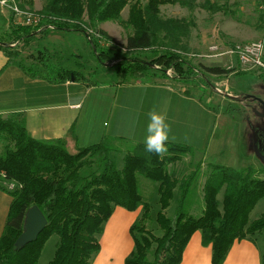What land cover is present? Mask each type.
Masks as SVG:
<instances>
[{"label": "trees", "instance_id": "16d2710c", "mask_svg": "<svg viewBox=\"0 0 264 264\" xmlns=\"http://www.w3.org/2000/svg\"><path fill=\"white\" fill-rule=\"evenodd\" d=\"M9 1L41 18L39 25H15V14L10 11L12 39L0 40V50L9 66L21 65V54L14 46L17 43L29 45L37 34L47 35L53 30L83 32L99 62L112 64L119 83L124 84L151 81L158 73L169 78L170 69L178 79L198 77L197 67L189 62L194 54L191 40L197 24L194 19L163 17V6L178 4L191 11L201 8L213 14L223 10L221 4L209 0H45L40 11H34L35 0ZM126 8L129 15L124 20ZM258 8H264V0H259ZM109 21L132 30L125 44L102 28ZM41 58L37 60L43 74L35 75L23 68L31 77L54 84L74 80L98 85L76 71L51 69L50 60L40 61ZM203 68L215 76L230 73L221 67ZM72 136L76 139L74 130ZM125 142L128 141L104 137L95 145L70 151L63 139L49 143L33 138L22 114L0 116V190L13 199L0 237V264H38L53 236L59 237V244L49 264H92L101 251L98 236L117 207L130 212L143 210L130 228L134 249L125 264H181L187 245L198 231L203 245L212 246V264H224L237 241L264 236V214L250 221L251 212L264 199V164L240 171L214 166L205 185L203 215L194 217L190 213L191 199L202 164L185 177L168 169L191 149L167 143V152L158 157L146 152L144 144H136L121 170L112 154ZM138 175L158 184L160 210L154 221L151 202L140 192ZM8 184H15V188L10 190ZM173 202L175 212L169 216ZM33 206L40 208L48 225L36 242L17 249L26 213ZM154 222L161 235L151 227Z\"/></svg>", "mask_w": 264, "mask_h": 264}, {"label": "rangeland", "instance_id": "374dc122", "mask_svg": "<svg viewBox=\"0 0 264 264\" xmlns=\"http://www.w3.org/2000/svg\"><path fill=\"white\" fill-rule=\"evenodd\" d=\"M210 1L219 2L223 10L213 14L201 8L191 11L178 4L165 5L161 8L162 15L165 18L176 17L195 20L197 26L193 31L191 40V47L194 54L190 57L189 62L197 67L199 75L193 79H187L184 84L193 94L202 95L203 103L206 106L208 105V108L216 113L214 116H204L205 131L200 138L198 132H195L194 134H197L196 136H193V133H187L185 137H181L178 141H171L173 144L188 147L191 151L179 163L169 166L168 169L170 172H176L180 177H185L194 170H197L200 164H202L201 176L195 185V192L191 199L192 207L190 213L194 217H201L203 215L205 209V185L214 166L240 171L248 167L256 168L263 165V162L255 156L251 140L252 132L246 124V117H249L250 114L244 109L240 101L234 100L228 95L240 97L250 94L264 100L263 93L259 91L260 88L264 87V72L251 70L244 67L241 63L237 65L230 60L229 56H215L216 54L210 51L212 45L219 46L221 51H229V49H235L238 45L264 41L263 11L262 8L256 7L257 0H244V2L241 0L238 2L231 1L230 3L232 4L228 3L227 5L222 4L223 2L220 0ZM199 2H205V0H199ZM44 5L45 0H35L34 11L42 9ZM234 5L240 7L244 5L245 8L237 9ZM27 11L29 12V10ZM124 11L123 18L126 20L129 15V8H126ZM227 18L239 21L240 24L242 23V26L237 27L242 28L240 30H237V28L225 34L222 27H225ZM11 24L1 26L0 30L7 29V33L10 34L9 37H3V40L10 41L12 39L10 32ZM105 28L117 42L123 44L127 42L129 35L132 34L131 29H126L117 22H107ZM19 45L18 43L16 44V46ZM41 47L42 49L40 51H43L44 54L42 56L37 55L40 56L39 58L43 57L40 61L50 60L49 67L51 69L64 68L76 71L83 74L86 80L96 84L104 83L115 85L118 82L119 77L116 70L111 68L112 64L108 63L106 66L99 64L91 53L87 39L81 33H64L59 31L54 33V35L52 34L49 38H43ZM43 47L48 49L47 52L43 50ZM203 66L221 67L230 71V73L224 76L210 75L204 70ZM32 71L35 72L36 70L33 69ZM37 72L43 74L44 70L37 69ZM167 74L170 79L178 80L175 72L171 69L167 71ZM157 76L159 78L164 77L159 73ZM162 79H166V77ZM201 87L203 89H200ZM135 145L131 142L121 143L118 151L112 154V158L117 162L119 169L122 170L124 168L125 158L133 150ZM138 185L144 199L151 202V216L154 221L160 210V196L157 192L158 184L143 175H138ZM177 196L179 198V194ZM219 199L222 201L223 195H220ZM5 207L6 203L0 198L1 231L3 230V221L6 225L7 220L6 215L3 217ZM175 208L176 202H173L167 214L172 216ZM142 211V209H139L135 212L137 219L142 216ZM263 214L264 199L251 212L250 221L253 222L259 219ZM125 222L126 220H123L121 226ZM107 223L105 224V229ZM151 227L155 230L156 234H162L161 231L157 230V224L155 222ZM104 234L105 231L98 236V241L103 245L106 244ZM127 238L128 234L126 230L121 233L117 231L113 232L103 251L105 250L106 253L113 243L115 248H112V253L115 255L117 253L122 256L124 254L123 247L126 245ZM261 240L264 241V236H261ZM58 244L59 237H51L46 244L38 264H49L55 257ZM98 255L93 259L92 264ZM120 261L116 259L114 264H118Z\"/></svg>", "mask_w": 264, "mask_h": 264}, {"label": "crops", "instance_id": "0c3cea01", "mask_svg": "<svg viewBox=\"0 0 264 264\" xmlns=\"http://www.w3.org/2000/svg\"><path fill=\"white\" fill-rule=\"evenodd\" d=\"M220 1L227 5L231 1L238 2L239 0ZM241 1L244 2V0ZM257 4L258 0L256 7H258ZM235 8L245 7L242 5L241 7L235 6ZM124 14L125 11L123 16ZM106 23L102 24L104 30H106ZM225 23V27H222L225 34L237 29V26H242V23L230 18H227ZM0 24V29L2 25L11 24V12L2 9ZM57 32L59 31L53 30L47 35L37 34L31 44L17 46L21 54L20 66L16 64L9 66L8 58L0 50V116L22 114L26 119L28 132L36 140L54 143L63 139L67 142L70 151L95 145L104 137L143 144L147 113L155 108L167 118L171 127L170 137H175L174 140L170 138L168 142L172 143L171 141H178L187 133H193V136H196L197 134L194 133L198 132L200 138L205 131L204 116L209 117L216 114L203 103L202 95L193 94L184 84L186 80L182 79L176 81L156 77L151 81H133L134 83L129 84L118 81L115 85L100 83L97 86H89L84 82L74 80L54 84L40 77H31L23 68L35 69V75L39 74L37 69L43 70L42 64L36 60L43 52L40 51L41 42L43 38H49ZM75 33L83 34L88 41L91 53L99 62L87 35L83 32ZM9 35L7 29L0 30V40ZM43 50L47 52L48 49L43 47ZM229 58L233 63L240 64L236 56ZM72 130L75 132L76 139L72 136ZM0 198L6 203L3 217L6 215L8 218L12 197L0 190ZM135 212L117 207L104 230L106 244L113 232L127 231L128 238L123 247L124 254L120 256L112 253V248H115L113 243L105 253L103 249L106 244H101V251L93 264H114L116 259L121 260L118 264H125V259L134 249L130 228L137 219ZM123 220L126 222L121 226ZM5 226L3 221V230H0V234H3ZM262 243L264 241L261 240V236L254 240L237 241L224 264H262L264 249ZM212 256V246L203 245L202 234L198 231L187 245L181 264H212Z\"/></svg>", "mask_w": 264, "mask_h": 264}, {"label": "built area", "instance_id": "2783aa9c", "mask_svg": "<svg viewBox=\"0 0 264 264\" xmlns=\"http://www.w3.org/2000/svg\"><path fill=\"white\" fill-rule=\"evenodd\" d=\"M2 9L12 11L15 14V25H39L41 18L34 12H28L22 10L15 2L14 5L6 0L4 3H0ZM235 48V47H234ZM210 51L215 56H236L240 63L251 70H258L264 72V41L252 42L245 45H238L235 49H229V51H221L219 46L212 45ZM212 56V55H211ZM8 188L13 190L15 184H8Z\"/></svg>", "mask_w": 264, "mask_h": 264}, {"label": "water", "instance_id": "95a60500", "mask_svg": "<svg viewBox=\"0 0 264 264\" xmlns=\"http://www.w3.org/2000/svg\"><path fill=\"white\" fill-rule=\"evenodd\" d=\"M104 65H108V64H104ZM228 96L234 100L242 101V102L246 101L247 99H251L253 102L256 100L260 103H264V100L250 94H246L240 97L233 95H228ZM261 114L264 118V113ZM257 115H259V113H257ZM257 127L259 130H261L262 133H264V129L262 128L261 124L260 126ZM251 140H252L253 151L255 153L256 158H259L261 162H263L264 164V155L260 152L261 149L260 146H262V141L260 142L261 145H259L256 142V140L253 139ZM47 225H48V221L44 216V214L42 213V211L40 210V208L38 206L31 207L26 213L23 232L16 241V248L21 249L32 242H36L40 234L47 227Z\"/></svg>", "mask_w": 264, "mask_h": 264}, {"label": "clouds", "instance_id": "9594fccd", "mask_svg": "<svg viewBox=\"0 0 264 264\" xmlns=\"http://www.w3.org/2000/svg\"><path fill=\"white\" fill-rule=\"evenodd\" d=\"M6 0H0L4 3ZM171 127L167 122L164 114L158 112L155 108L147 113V123L144 128L143 144L145 151L154 153L158 157L163 156L167 152V143L170 138L175 139L174 136L170 137Z\"/></svg>", "mask_w": 264, "mask_h": 264}, {"label": "flooded vegetation", "instance_id": "af4514ba", "mask_svg": "<svg viewBox=\"0 0 264 264\" xmlns=\"http://www.w3.org/2000/svg\"><path fill=\"white\" fill-rule=\"evenodd\" d=\"M259 91L263 93L264 97V87L260 88ZM240 103L243 104L244 109L250 114L249 117H246V124L249 126L252 132L251 138L256 140L259 145H261L260 142L262 141L260 150L264 152V133H262L257 127L261 124L262 128L264 129V118L261 114L264 113V103H260L256 100L253 102L251 99H247L244 102L240 101ZM257 113H259V115H257Z\"/></svg>", "mask_w": 264, "mask_h": 264}]
</instances>
